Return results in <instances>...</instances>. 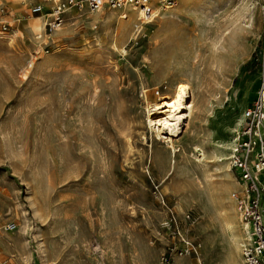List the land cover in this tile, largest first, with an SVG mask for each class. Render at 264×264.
Returning <instances> with one entry per match:
<instances>
[{
    "label": "rangeland",
    "instance_id": "374dc122",
    "mask_svg": "<svg viewBox=\"0 0 264 264\" xmlns=\"http://www.w3.org/2000/svg\"><path fill=\"white\" fill-rule=\"evenodd\" d=\"M36 1L0 0V264H218L217 206L242 218L245 193L216 147L264 80V0H175L139 30L79 0L56 31ZM180 84L170 140L148 107Z\"/></svg>",
    "mask_w": 264,
    "mask_h": 264
},
{
    "label": "built area",
    "instance_id": "2783aa9c",
    "mask_svg": "<svg viewBox=\"0 0 264 264\" xmlns=\"http://www.w3.org/2000/svg\"><path fill=\"white\" fill-rule=\"evenodd\" d=\"M92 11L103 7L122 8L127 4H137L145 19L151 17V2L154 0H83ZM175 0H169L173 6ZM51 4L49 28L58 30L63 22L66 7H76L79 0H38L31 7V13L40 15ZM8 25L0 21L1 31H7ZM231 166L244 186V198L239 200L242 218L250 228V240L242 247L244 264H264V80L259 83L256 97L243 111V122L237 132L235 147L232 151ZM16 225H6V231L15 230ZM197 254L196 247L186 242ZM189 252V251H187Z\"/></svg>",
    "mask_w": 264,
    "mask_h": 264
},
{
    "label": "bare ground",
    "instance_id": "6f19581e",
    "mask_svg": "<svg viewBox=\"0 0 264 264\" xmlns=\"http://www.w3.org/2000/svg\"><path fill=\"white\" fill-rule=\"evenodd\" d=\"M158 1H159V3H157V4L154 2L150 4L151 9H152V14H151V17H149L147 19L144 18L143 13L140 10V7L137 4H133V3L123 6L125 8L121 12H118V13L115 12L116 14H112V15L119 17L120 20L128 19V18L135 19L136 20L135 28L137 30H139L141 26L147 25V24L153 22L156 17L160 16L163 13H166L171 8V6H169V0H158ZM83 3H84V5L87 6L86 2H83ZM158 4H161V5H158ZM71 9H72V7L67 6L66 7V13ZM45 21H46L45 16L39 17V18H36L34 21L30 22L29 26L35 32L41 31L46 25ZM126 27L127 26H125L124 24H121L122 31H124V29H126ZM116 36H117V33H116ZM214 63H215L214 59L212 58L210 60V64L207 66V68L213 67ZM189 94L190 93L188 91V86H186L185 84L177 85L174 92L172 93V96L169 98V100L164 101L161 104H155V105H151L148 107V113H150V111H155V112L157 111L158 112V110H160V109H166L165 112H166V114L169 113V115L165 116L164 118H160V119H150L149 124L154 126L158 132H161L163 130L167 131L166 135L170 140L179 136V134L181 132L182 122H184V118H185V116H187L184 113V111H188L190 113L192 110V105L188 106ZM184 109H186V110H184ZM242 122H243V115L241 114L237 117V120L235 121V123L232 126H230L229 129L226 131V136L219 143V146L216 147V149L218 151V156L220 159H222L221 161H228L231 158L232 151L235 147V143H236V139H237V132H238L239 127H240ZM230 184L226 185L225 189L229 188ZM225 194H226V192H225ZM221 205H223V204H221ZM221 205L217 206V209H216L217 215H215V216H218V218H219V219L218 218H216V219L219 220V224H220L219 229L223 231V234L225 236L224 241H226L227 245H226L225 251L223 253H221L220 260H219L218 264H244V261H243V259H241L240 256L242 255V247L245 244H247L250 240V232H249V227H248L249 225L247 222H246L247 223L246 224L242 221L240 214L237 215V213L235 212V209H234V204L229 205V206H231L230 210H228L226 208H222ZM211 216H212V214H211ZM215 216H214V218H215ZM210 225L207 224L204 227V230L206 231L208 228H210ZM218 232H219V230H218ZM211 235H213V234L211 233ZM238 238L242 239V242H239ZM216 239H217V237H216ZM222 242H223V240H222ZM210 243H211V241H210ZM211 245H210V247H211ZM223 245H225V244H223ZM214 259H216V258H214Z\"/></svg>",
    "mask_w": 264,
    "mask_h": 264
},
{
    "label": "crops",
    "instance_id": "0c3cea01",
    "mask_svg": "<svg viewBox=\"0 0 264 264\" xmlns=\"http://www.w3.org/2000/svg\"><path fill=\"white\" fill-rule=\"evenodd\" d=\"M242 124V123H241Z\"/></svg>",
    "mask_w": 264,
    "mask_h": 264
}]
</instances>
